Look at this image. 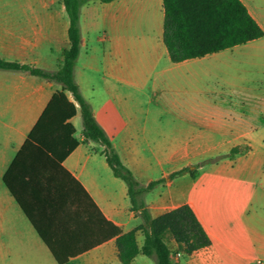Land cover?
Returning a JSON list of instances; mask_svg holds the SVG:
<instances>
[{
	"label": "crops",
	"instance_id": "0c3cea01",
	"mask_svg": "<svg viewBox=\"0 0 264 264\" xmlns=\"http://www.w3.org/2000/svg\"><path fill=\"white\" fill-rule=\"evenodd\" d=\"M38 1L40 10L0 14V58L55 71L58 62L51 59L68 47L69 17L62 0ZM241 1L264 31L258 14ZM163 22V0H87L79 14L74 80L134 176L131 165L141 172L150 165L132 155L125 160L118 148L152 146L140 143L138 117L129 109L143 97L161 108L146 113L163 111L198 133L167 143L170 150L158 166L174 165L177 147L247 145L246 155L225 158L215 164L217 170L194 178L176 176L144 200L152 217L189 205L210 238L208 247L189 257L167 238L174 264H264V37L173 63L163 42ZM242 47L253 50L241 62L233 55ZM82 48L85 59L77 66ZM60 90L58 83L0 70V264H121L113 226L128 232L141 220L130 211L127 186L113 175L104 147L83 141L71 93L65 92L76 107L69 122L78 146L61 161L31 144L24 147ZM174 171L163 170L157 179ZM157 179L148 178L147 184ZM136 240L141 246L143 236L137 234ZM132 264L155 263L138 255Z\"/></svg>",
	"mask_w": 264,
	"mask_h": 264
},
{
	"label": "trees",
	"instance_id": "16d2710c",
	"mask_svg": "<svg viewBox=\"0 0 264 264\" xmlns=\"http://www.w3.org/2000/svg\"><path fill=\"white\" fill-rule=\"evenodd\" d=\"M87 0H62L69 17L68 47L63 49L55 71H46L17 61L0 58L1 71L24 72L61 85L51 98L44 113L29 134L24 147L33 145L38 151L61 161L80 143L75 128L69 122L76 115L78 104L82 120L83 141L102 145V154L113 175L127 186L130 211L141 223L128 232L113 226L118 259L121 264H132L135 257L144 255L155 264H174L166 236L169 235L179 251L186 257L211 244L210 238L193 209L183 204L175 209L152 217L144 197L155 187L165 184L176 176L189 173L196 177L197 170L184 167L170 173L166 178L141 185L133 173L122 163L110 139L93 116L90 104L84 99L74 80V66L79 55L81 33L79 14ZM110 3L114 0H98ZM163 42L173 63L203 58L235 46H241L264 37V31L251 16L241 0H163ZM71 93V102L66 93ZM242 149L232 148L227 154L210 158L204 163H218L224 158H234ZM200 163L197 167H201ZM143 236L138 246L137 234Z\"/></svg>",
	"mask_w": 264,
	"mask_h": 264
},
{
	"label": "rangeland",
	"instance_id": "374dc122",
	"mask_svg": "<svg viewBox=\"0 0 264 264\" xmlns=\"http://www.w3.org/2000/svg\"><path fill=\"white\" fill-rule=\"evenodd\" d=\"M249 6L258 14L260 20L264 26V0H246ZM41 4L38 0H0V14H5L8 12L11 13H20L23 11H31V10H40ZM264 40V39H263ZM263 43V42H262ZM103 49L102 44L100 43L98 46L97 53H101ZM84 48H82L81 58L77 62V66H81V63L84 61ZM251 47L246 48H238L234 52V58L239 61H246L250 52H252ZM61 55H54L51 61L56 65V62L60 59ZM241 76L243 75V65L241 63ZM258 76V74H255ZM244 76H247L245 73ZM218 86L219 85H213ZM209 87H212L210 84ZM146 98H141L139 100L132 101L130 103L129 109L130 111L137 114L138 123L140 124V130L137 132L139 135L140 143L142 140L150 141L152 144L151 147L142 145L135 149H127L121 147L118 150L123 154L124 159L126 160V155H132L134 160L138 161H147L148 165H150V170L148 171H138L135 164L131 165L135 176L138 177V182L141 185H146L148 182V178L157 179L161 176L163 170L170 171L172 168L175 170L180 169L182 167H192V169H196L198 176L201 172H210L212 170H217L216 163H204L210 158H214L220 155L227 154L232 148L230 147H192L190 149L184 148H175V164H167L163 163L162 166L157 165V160L164 161L167 157V153L170 149H167L165 146L169 142L173 141H185L187 139H194V137L198 134L197 131H193L188 126L184 125L182 122L174 120L170 115L164 113L163 111H159L158 114L152 115L151 113H146V111H154L160 110V106H155L154 104H149ZM147 120V121H146ZM145 123V126L142 124ZM143 127V129H142ZM145 128V130H144ZM144 130V131H143ZM110 136V134H109ZM108 137V136H107ZM109 138V137H108ZM111 139V138H109ZM113 142V141H111ZM115 143H119V141H115ZM242 153L241 155H246L249 148L247 145L241 146ZM117 150V149H116ZM189 154L188 158L187 155ZM182 159H185L184 161ZM225 159V158H224ZM190 160V161H187ZM221 161V160H220ZM219 161V162H220ZM229 161V160H227ZM200 163L203 165L201 167H197ZM229 163V162H227ZM194 181V179H193ZM124 183V182H123ZM151 198V196H150ZM167 238H171L169 235ZM153 260L152 258H149ZM182 262V260H181Z\"/></svg>",
	"mask_w": 264,
	"mask_h": 264
},
{
	"label": "built area",
	"instance_id": "2783aa9c",
	"mask_svg": "<svg viewBox=\"0 0 264 264\" xmlns=\"http://www.w3.org/2000/svg\"><path fill=\"white\" fill-rule=\"evenodd\" d=\"M258 264H260V261H258Z\"/></svg>",
	"mask_w": 264,
	"mask_h": 264
}]
</instances>
